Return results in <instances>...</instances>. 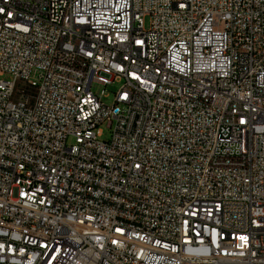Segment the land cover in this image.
Instances as JSON below:
<instances>
[{
	"label": "built area",
	"instance_id": "obj_1",
	"mask_svg": "<svg viewBox=\"0 0 264 264\" xmlns=\"http://www.w3.org/2000/svg\"><path fill=\"white\" fill-rule=\"evenodd\" d=\"M0 264H264V0H0Z\"/></svg>",
	"mask_w": 264,
	"mask_h": 264
},
{
	"label": "rangeland",
	"instance_id": "obj_2",
	"mask_svg": "<svg viewBox=\"0 0 264 264\" xmlns=\"http://www.w3.org/2000/svg\"><path fill=\"white\" fill-rule=\"evenodd\" d=\"M144 25L147 28L149 25V18L145 17L144 18ZM4 78H7V76H5ZM120 82L118 81H114L112 83H110L109 85H107L105 88V93L106 96L102 97V101L106 104H111L113 101V94L117 91V89L120 86ZM103 89L102 86L100 85H94L93 86V90L95 92H100ZM99 127L102 129V133L101 136L99 137L100 140L106 141L110 138V134H111V128L108 127V125L106 123H102L99 125Z\"/></svg>",
	"mask_w": 264,
	"mask_h": 264
}]
</instances>
